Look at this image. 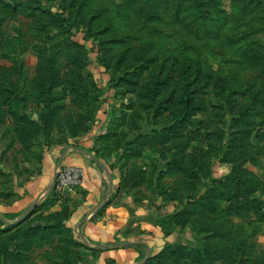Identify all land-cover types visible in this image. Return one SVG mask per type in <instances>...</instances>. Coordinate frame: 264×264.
<instances>
[{
	"label": "rangeland",
	"instance_id": "374dc122",
	"mask_svg": "<svg viewBox=\"0 0 264 264\" xmlns=\"http://www.w3.org/2000/svg\"><path fill=\"white\" fill-rule=\"evenodd\" d=\"M85 138L115 180L93 216L160 234L142 264H264V0H0V197ZM82 202L52 192L0 264H95Z\"/></svg>",
	"mask_w": 264,
	"mask_h": 264
},
{
	"label": "crops",
	"instance_id": "0c3cea01",
	"mask_svg": "<svg viewBox=\"0 0 264 264\" xmlns=\"http://www.w3.org/2000/svg\"><path fill=\"white\" fill-rule=\"evenodd\" d=\"M91 143V140L85 138L77 146H82L91 151ZM62 149L59 147L50 149L44 154L39 174L32 176L31 179L26 181L14 182L13 185L6 189L9 192L8 195L3 194V197H0V230L6 226L1 218L8 222L13 221L25 212L35 200H37L36 205L47 206L46 202H48L49 195L52 193V188L42 194L40 193L52 183L59 153H61ZM91 152L95 155L97 154L95 151ZM70 164L78 165L83 170L79 193L72 190V194L83 200L78 207L81 208V212L78 209L73 214V218H76V215L83 216L76 224L79 229L78 234L80 238L81 236L83 237V240L82 238L81 240L85 242L87 247L109 245L101 249L88 247L87 255H97L95 264H138L147 255L148 251L150 256L155 255L158 252L161 241L160 234L145 230L146 227H144L143 223H140V228L145 231L142 236L133 238L134 234H123L129 223L130 225L136 224V221L129 220V215H127L123 204H117L121 206L112 208L111 206H116L113 205L115 202L113 200V204L109 203L103 214L93 216L99 211L94 213V210L102 204L107 194L109 178L106 172L96 162L91 160L87 154L72 148H69L64 153L60 166ZM114 188L115 180L108 199L114 196ZM117 195L119 194L116 193ZM109 208L112 210L110 211ZM82 209H85L83 214ZM69 220L71 219L69 218ZM73 220L75 221V219Z\"/></svg>",
	"mask_w": 264,
	"mask_h": 264
},
{
	"label": "water",
	"instance_id": "95a60500",
	"mask_svg": "<svg viewBox=\"0 0 264 264\" xmlns=\"http://www.w3.org/2000/svg\"><path fill=\"white\" fill-rule=\"evenodd\" d=\"M69 148H72V149H75V150H78V151H81V152H84L85 154H87L91 160H93L94 162H96L103 170L104 172H106V174H109V169L108 167L106 166V164L101 161L94 153H92L91 151H89L88 149H85L84 147L82 146H77V145H72V144H68V145H65L58 157V160H57V164H56V168H55V171H54V174H53V180H52V183L50 185H48L40 194H42L44 191L48 190L49 188H53L54 187V183H55V179H56V176H57V171H58V168L60 166V162H61V159L64 155V153L69 149ZM111 189H112V178L111 176L109 175V187H108V190H107V194H106V197L105 199L103 200L102 204L97 207L95 210H94V213L97 212L103 205H106L107 203V200H108V196L111 192ZM36 201L35 200L26 210L25 212H23L21 215H19L16 219H14L13 221L11 222H8L6 221L5 219L1 218V220L4 222L5 225H9V224H15V223H19L21 221H23L26 216H28L31 211L35 208L36 206ZM82 240H83V237L81 236ZM109 245H105V246H88L90 248H95V249H101V248H105ZM150 256V252L148 251L147 252V255L141 260L140 263L138 264H142L144 262H146L148 260Z\"/></svg>",
	"mask_w": 264,
	"mask_h": 264
},
{
	"label": "built area",
	"instance_id": "2783aa9c",
	"mask_svg": "<svg viewBox=\"0 0 264 264\" xmlns=\"http://www.w3.org/2000/svg\"><path fill=\"white\" fill-rule=\"evenodd\" d=\"M83 170L78 165H63L58 168L54 183L55 191L74 190L81 186Z\"/></svg>",
	"mask_w": 264,
	"mask_h": 264
},
{
	"label": "trees",
	"instance_id": "16d2710c",
	"mask_svg": "<svg viewBox=\"0 0 264 264\" xmlns=\"http://www.w3.org/2000/svg\"><path fill=\"white\" fill-rule=\"evenodd\" d=\"M182 101H183V104H184V113L187 112L189 109H190V98H189V90L188 88H185L184 92H183V95H182ZM92 151V149H91ZM55 189L54 187L52 188V191L51 192H54ZM109 202V199L107 200V203ZM48 203V202H46ZM106 203V204H107ZM45 204V203H43ZM42 206V205H41ZM41 206L39 205H36V207L31 211V213H35L39 208H41ZM30 213V214H31ZM29 214V215H30ZM28 215V216H29ZM27 217V216H26ZM56 219H58L59 221L61 220V217H57ZM20 222L19 223H15V224H9V225H6L4 229L0 230V233H6L7 231H12L14 229H16L17 227L20 226ZM154 256V255H153ZM152 256H150L148 258V260L151 258Z\"/></svg>",
	"mask_w": 264,
	"mask_h": 264
}]
</instances>
